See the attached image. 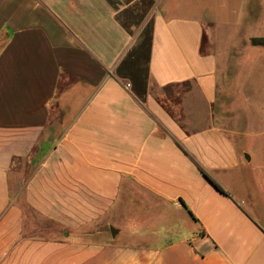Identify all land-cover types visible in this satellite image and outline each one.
Here are the masks:
<instances>
[{"label":"crops","instance_id":"0c3cea01","mask_svg":"<svg viewBox=\"0 0 264 264\" xmlns=\"http://www.w3.org/2000/svg\"><path fill=\"white\" fill-rule=\"evenodd\" d=\"M249 3L0 0V264H264ZM234 60L237 141L216 122Z\"/></svg>","mask_w":264,"mask_h":264},{"label":"rangeland","instance_id":"374dc122","mask_svg":"<svg viewBox=\"0 0 264 264\" xmlns=\"http://www.w3.org/2000/svg\"><path fill=\"white\" fill-rule=\"evenodd\" d=\"M248 7H249V12L248 13L246 12V13L249 15V18L245 22V32L252 33V34H258V35H264V0H250ZM218 37H219V34H218ZM256 38H264V36L256 37ZM252 39L248 40L247 44H251ZM235 60L233 62L234 67L232 68L233 74L230 75L228 81L224 82V88H223L224 94H222L223 92L219 87V93H218L219 98H218V103L216 107V120H217L216 122L224 130L229 131V133H232L231 134L232 137L234 138L235 141H237L239 136L237 135L236 131L242 132L245 130L246 120H245L244 115H242L241 112L238 110L239 106L241 105L240 100H237V98H235V95H237L239 86L243 88V86H245V83L243 82L238 83L236 80L239 74H241L240 76L242 77V75L245 74L246 71L249 70V68L243 66L238 74ZM261 65H264V64L258 63L257 66L261 67ZM190 88L191 90L193 89V87H183V88H180L179 90L180 92H186ZM163 90L167 92H172L171 89H167V88ZM175 115H177L176 112H175ZM254 150L256 151L255 154L257 156L264 158V150H262V148H255ZM246 155L249 156V153H246ZM256 157H254L255 160L257 159ZM256 166H257V163L255 161L253 163L252 161L249 169L245 170L247 177H249L251 180L254 179L253 177H254L255 172H253V170L255 171ZM253 185L254 183L251 186L253 187ZM34 221L41 223V221L36 218ZM188 225L190 228L195 226L190 221H188ZM156 226H162V225L157 224ZM51 232L52 231L50 230L49 233ZM113 238H115V236ZM139 240L141 239L126 238L124 233H122L118 238H116V241H118L119 243H137L139 242ZM153 243H156V242H153Z\"/></svg>","mask_w":264,"mask_h":264},{"label":"water","instance_id":"95a60500","mask_svg":"<svg viewBox=\"0 0 264 264\" xmlns=\"http://www.w3.org/2000/svg\"><path fill=\"white\" fill-rule=\"evenodd\" d=\"M252 43L254 45H264V38H253ZM247 159H249L248 156H246ZM112 237L115 236L116 232L113 228L110 229Z\"/></svg>","mask_w":264,"mask_h":264},{"label":"trees","instance_id":"16d2710c","mask_svg":"<svg viewBox=\"0 0 264 264\" xmlns=\"http://www.w3.org/2000/svg\"><path fill=\"white\" fill-rule=\"evenodd\" d=\"M203 175L210 182V184H212V186H214L220 193H222L223 195H225V193L214 182H212V180L205 173H203ZM188 213L192 217V214L190 212H188ZM192 219L194 221H196L195 218L192 217Z\"/></svg>","mask_w":264,"mask_h":264},{"label":"built area","instance_id":"2783aa9c","mask_svg":"<svg viewBox=\"0 0 264 264\" xmlns=\"http://www.w3.org/2000/svg\"><path fill=\"white\" fill-rule=\"evenodd\" d=\"M126 87H128V84L126 85Z\"/></svg>","mask_w":264,"mask_h":264}]
</instances>
